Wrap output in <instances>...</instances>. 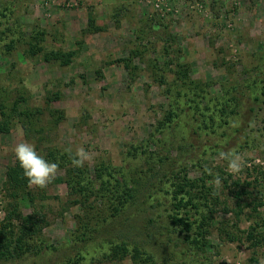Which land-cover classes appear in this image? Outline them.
<instances>
[{"label":"rangeland","instance_id":"1","mask_svg":"<svg viewBox=\"0 0 264 264\" xmlns=\"http://www.w3.org/2000/svg\"><path fill=\"white\" fill-rule=\"evenodd\" d=\"M0 13L10 26L0 38V121L9 128L0 131V222L19 207L16 223L31 217L35 239L56 247L0 264H60L76 255L72 234L103 214L92 198L75 204L72 159L81 147L89 153L84 183L109 164L141 182L132 208L117 218L105 208L104 234L77 246L89 253L82 264H136L111 250L126 239L149 264H264V0H0ZM40 30L44 53L73 52L70 65L29 52L27 40ZM171 85L182 96L162 131ZM193 99L226 117L216 113L214 127L197 130ZM20 142L58 165L45 187L21 191L11 179ZM229 152L245 161L239 172L229 171ZM179 172L197 181L192 222L204 224L201 249L170 224Z\"/></svg>","mask_w":264,"mask_h":264},{"label":"trees","instance_id":"2","mask_svg":"<svg viewBox=\"0 0 264 264\" xmlns=\"http://www.w3.org/2000/svg\"><path fill=\"white\" fill-rule=\"evenodd\" d=\"M5 16L6 14L0 13ZM0 15V16H1ZM93 20H90V26L93 25ZM5 25L2 20H0V26ZM97 30L99 28L97 27ZM10 32V26L7 24L3 29L0 30V38ZM15 34V33H14ZM46 33L43 30L36 31L31 33V38L27 40V44L29 45V52L33 55H39L40 53H44L43 46H40V41L43 43L45 41L44 36ZM23 40H26V36L22 33ZM22 38H16L19 42ZM15 42V41H14ZM43 58L45 61L51 62L55 61L60 63L63 66L70 65L72 58L74 56L73 52L64 53L62 51H52L49 53H44ZM182 74V72H180ZM192 89L203 93L202 87L198 83L192 82ZM174 87L171 85L166 90V95L171 98V107L166 112L165 118L160 121L158 125V130L170 129L172 124L174 123L175 117L178 116L176 109L174 108V101L176 99V95L180 98L182 93L180 91L174 92ZM186 96L188 94L186 93ZM199 96V95H197ZM195 96V97H197ZM57 97V95L55 96ZM58 98V97H57ZM194 106L189 105L190 109L195 113V121L199 122L197 130H207L210 126H215L217 122L216 113H218L222 120L226 117V113L224 110L215 109L216 107H212L211 104L207 105L205 110H201L200 101L192 100ZM3 105L1 106L3 110ZM13 111H16L13 109ZM200 117V118H199ZM9 128L4 125L2 121H0V131H8ZM195 129V133H197ZM81 167H75V190L76 194L81 196V201H75V204H82L84 207V203H87L91 198L93 200L94 209L96 208V203H99L100 206L103 207V214L96 217V224L91 226V220H86L82 223L81 231L74 232L72 234L71 242L74 246L71 247L70 251L76 252L75 256H70V252L62 258L63 262L60 264H82L89 254L88 252H84L82 249V243H89L94 240L98 235L104 234V229L102 230L101 226L105 227V223H107L108 217L104 216V209L106 208V212H110V217L117 218L121 216L123 213L125 214L129 211L130 208L134 205L136 201L137 194L139 193V189L137 186L141 183L140 180H130L127 177V174L123 170H116L111 164L102 165L101 168L98 169V173L95 176V180H91L88 183H84V169ZM70 173V171H69ZM181 173H177L175 177V182H173L174 190L172 192V200H173V212L169 215L170 224L173 227L179 229V231L184 234V240L192 243L193 245L200 246L202 244V239L205 236V228L204 224L197 221V228L194 227V223L192 222V215L199 211L198 207V199L199 196L196 193V183L197 181H192L188 179V177L180 176ZM11 179L16 182V186L21 188V191H24L25 188L29 186V183L26 177L23 175L22 169L19 165L16 168L10 170ZM73 179V180H74ZM93 181H95L93 183ZM82 207V208H83ZM18 208L15 207L12 210H9L5 219L0 222V261H12L14 259H21L28 250H33L34 254L37 256L44 255V252H49L56 250V247L50 245V243L45 242V240L39 241V239H35V235L39 232L36 229L37 224L33 222V219L29 216L23 218L19 223H16L15 219L19 218ZM84 209V208H83ZM202 220H205V217H202ZM201 220V221H202ZM42 230V229H41ZM250 237L252 235L249 234ZM38 242H37V241ZM41 242V243H40ZM81 245L82 248L77 249L78 245ZM98 245H101L100 243ZM104 249V246L101 245ZM112 252L117 253V256H128L131 255L136 264H149L152 261V257L145 251H142L141 247L136 243L132 245L128 239L121 241V245L116 244L112 245ZM110 251V250H109ZM110 253H105V256ZM144 252V253H143ZM123 255H122V254ZM146 256V258L143 256ZM107 257V256H106ZM139 261V262H138Z\"/></svg>","mask_w":264,"mask_h":264},{"label":"clouds","instance_id":"3","mask_svg":"<svg viewBox=\"0 0 264 264\" xmlns=\"http://www.w3.org/2000/svg\"><path fill=\"white\" fill-rule=\"evenodd\" d=\"M16 132L22 136V127L18 125ZM12 152L30 186L43 188L55 178L58 165L40 154L32 143L20 142L13 147ZM222 155L228 160L229 171L236 173L244 167L245 161L239 153L229 152ZM88 159L89 153L81 147L77 149L72 164L75 167H81ZM216 183H219L218 179Z\"/></svg>","mask_w":264,"mask_h":264}]
</instances>
